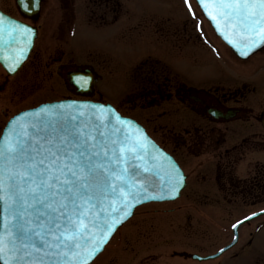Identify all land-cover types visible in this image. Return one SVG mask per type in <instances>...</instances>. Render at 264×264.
<instances>
[{"label": "flooded vegetation", "instance_id": "obj_1", "mask_svg": "<svg viewBox=\"0 0 264 264\" xmlns=\"http://www.w3.org/2000/svg\"><path fill=\"white\" fill-rule=\"evenodd\" d=\"M72 2L63 0L61 6L51 7L49 0H43L38 15L29 16L20 11L15 0H0L5 12L33 23L39 31L34 52L14 75L9 76L0 66V95L6 96L0 97V104H13L15 89L25 86L31 75H63L64 69L71 67L61 63L56 44L50 49L56 35L49 32L54 29L49 21L57 19V29L63 26L73 15ZM102 6L114 12L120 9L114 0L104 1ZM48 50L52 53L45 55ZM253 58L264 61V49ZM215 78L211 86L191 89L170 74H138V105L145 109L162 107L164 112V119L147 117L144 125L178 159L188 174L186 188L190 186L179 199L178 208L170 209L182 211L171 217L172 229H152L140 242L150 252L141 255L138 264L207 263L191 256L195 252L207 254L205 242L191 238L188 224L192 218L200 223L199 216L189 213L191 207H202L201 218L217 223L236 222L264 210V74L221 73ZM188 111L198 119L190 118ZM1 113L7 115L8 111ZM217 210L222 214H213ZM260 224L264 226V214L242 224L239 229L246 234L240 241L239 231V240L230 248L233 253L222 254L210 264H264V246L260 247L256 233L251 237ZM206 232L204 228L193 234Z\"/></svg>", "mask_w": 264, "mask_h": 264}, {"label": "snow or ice", "instance_id": "obj_2", "mask_svg": "<svg viewBox=\"0 0 264 264\" xmlns=\"http://www.w3.org/2000/svg\"><path fill=\"white\" fill-rule=\"evenodd\" d=\"M199 2L218 30L223 23L234 37L225 35L230 44L238 50L244 45L241 55L264 42V0ZM45 115L32 122L13 119L0 140L3 264H85L120 222L115 214L127 215L129 201L152 179L150 169L137 164L142 146L127 133L111 139L100 131L105 125L89 123L83 113Z\"/></svg>", "mask_w": 264, "mask_h": 264}, {"label": "rangeland", "instance_id": "obj_3", "mask_svg": "<svg viewBox=\"0 0 264 264\" xmlns=\"http://www.w3.org/2000/svg\"><path fill=\"white\" fill-rule=\"evenodd\" d=\"M58 2V0H52L50 6L57 7ZM187 2L188 0H122L123 12L121 18L113 26H87L79 24V18H75L78 27L75 28V25L72 27L65 22V25L61 27L63 31L61 28L59 29L63 33L58 38L60 41L57 40L60 43V46L57 47V54L61 56V62H88L103 74V79L96 85L98 91L96 92V98L103 101H113L122 113L136 119L149 117L152 110L138 109V106L133 104L129 96L125 101L118 102L123 97L121 92H123L125 86L128 88L126 92L132 90L135 78L129 73L135 68L140 58L151 54L169 60L176 69L183 71L191 84L204 85L213 80L214 74H217L215 50L225 55L226 48L215 37L209 24L205 25V40L208 41V46H213L212 51L207 45L205 46L206 52L199 51V48L189 45V48L185 47L183 51H177L176 49L175 54L177 55H174L172 52H167L163 46L155 44V39L158 38L160 42H163L162 39L167 38L166 35H168L169 42H163V44L165 43L169 47L173 46L171 42L176 41V38L181 34V31L176 28L177 26H181L187 19V25L191 29L192 25L198 22V18L192 19L189 17L187 9L192 8V5L189 2L186 5ZM80 10L82 11L80 23H85L87 22L85 17L87 13L83 12L82 8ZM91 11V9L87 10V12ZM92 13L95 14L96 12ZM108 16L106 17L107 22L111 21L110 15ZM94 17L98 18V15L95 14ZM184 17L185 19H182ZM200 19L202 18L200 17ZM201 23L203 24V21ZM53 32L58 33V31ZM258 65L264 67L262 62ZM232 66L235 67L225 57L224 70H233ZM255 69L258 68L255 67ZM15 90L14 103L11 105L5 102L0 104V108L9 106V111L13 113L30 105V103L56 98L61 96V93H68L61 78L57 74L51 73L31 75L27 78L25 86L17 87ZM0 97L6 96L0 95ZM132 98L134 99V96ZM127 102L131 104H127ZM3 122L4 119L0 112V128ZM143 209L145 207L141 208L140 211ZM136 212L137 214L124 224L120 232L114 236L109 246L97 258L95 264H138V246L140 243L138 242V232L140 230L151 231V226L153 229L158 225H160V229H166V215L158 220L155 219L156 213H150L148 217H145L146 221L143 223V228L140 227L139 229L138 209ZM191 214L198 216L195 209L191 211ZM213 214L221 215L222 213L217 210ZM153 219L155 220L152 223ZM200 220H202V225L192 222V230L194 228L204 230L203 226L208 228L206 233L200 234V238L206 240L211 251L225 242L224 237L226 234L224 231H221L212 223L203 221V219ZM230 222L221 224L229 225ZM197 225L199 228H197ZM260 237L259 245H263V235ZM221 239L223 240L220 242Z\"/></svg>", "mask_w": 264, "mask_h": 264}, {"label": "water", "instance_id": "obj_4", "mask_svg": "<svg viewBox=\"0 0 264 264\" xmlns=\"http://www.w3.org/2000/svg\"><path fill=\"white\" fill-rule=\"evenodd\" d=\"M21 2H23L21 3L22 7H29L30 9L33 10H37L39 6L38 0H36L37 2L36 4L35 3L33 4V0H21ZM213 22L216 24L215 21ZM17 25H19V27H17ZM25 29H27V31H25ZM34 35L35 34L31 33L27 27L19 24L18 21L9 18L0 11V60L6 66L8 64L10 65L14 64V69H15L19 65L21 60L25 57L26 53H28L31 44L33 42ZM228 36L229 39H234V37H232L230 34H228ZM11 46L15 47L14 53L10 51ZM233 48L237 50L239 54L241 53V51L247 50L244 47V45H240L239 50L237 47H233ZM250 52L251 51H249L248 54ZM247 55H243V56H247ZM85 73L86 75H90V77H86L84 75H80V76L72 75L70 77V80L79 87V90L82 93H87L91 91V88H89V86H92L96 82V78L93 77L92 73L89 70L85 71ZM100 106H103V109H101ZM38 110H42V111H38ZM25 113H27V115H25ZM45 113L48 114L55 113L57 114V116H68V117H71L72 115L79 116L81 113H83L85 115V118L89 120V123L91 124L101 123L105 125L104 127L100 128V131L106 133V135H108L111 139L123 140L125 133H127L129 137H132L139 142V146H142L141 150L137 152V155L142 158L137 161L139 167L142 169L144 168L143 165L152 166L150 172L153 174V177L147 185V191L140 192L136 196L135 201H129L127 215H124L123 211L115 214V219L120 220V222L118 224H115L114 228L112 229L111 233L108 235L107 239L104 240L103 243L99 246V250L95 254H93L90 258L85 259V264H86L87 262L92 260L103 249L105 243L111 237V235L116 230V228L119 227L122 224V222L125 221L133 213L134 208L139 203L149 199H164V198H172L177 196L180 188L183 185V182L181 183L180 181L181 172L179 169H177L174 166L172 162L171 163L175 169L174 172L171 171L167 166H165L161 162V157L164 158L163 154L150 140H148L144 136V134L141 131L138 132V124H136L134 120L121 117L116 112V110L110 105L94 103L91 101L63 100L60 102H54V103L42 105L36 109L24 112L13 119L18 118L20 123L32 122L41 117L47 119L48 116L45 115ZM117 116H119L123 121H131V123L121 124L120 122L117 121L116 119ZM96 117H99V120L95 119ZM11 121L9 122L7 128L5 129L4 134L7 131H9L10 128L14 127L11 124ZM59 122L62 123L63 122L62 119ZM58 126L59 125L57 121L53 119L52 127L55 128ZM117 128L121 129L120 133H117L115 131V129ZM149 151L158 152L160 157L158 158L151 157L149 155ZM165 161L168 165H170L168 159H166ZM175 172L176 174L174 175ZM171 175H174L173 178L170 177ZM169 178L171 179L169 180ZM159 181L160 184L157 186V183ZM173 191H175V195H172ZM157 195H162V196H157ZM2 216H3V208L1 205L0 223H2ZM1 262L3 264V261Z\"/></svg>", "mask_w": 264, "mask_h": 264}]
</instances>
